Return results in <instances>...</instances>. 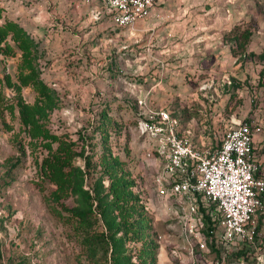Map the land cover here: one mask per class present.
<instances>
[{
    "label": "rangeland",
    "instance_id": "374dc122",
    "mask_svg": "<svg viewBox=\"0 0 264 264\" xmlns=\"http://www.w3.org/2000/svg\"><path fill=\"white\" fill-rule=\"evenodd\" d=\"M159 8L154 24L115 28L107 41L57 2L0 0V264H142L131 257L146 239L159 245L157 264L218 259L208 241L190 253L181 237L186 204L159 191L136 101L151 91L204 147L231 118L249 121L264 155V0ZM255 221L254 245L224 264H260L264 215ZM136 229L147 234L128 239ZM112 233L125 256L111 254Z\"/></svg>",
    "mask_w": 264,
    "mask_h": 264
},
{
    "label": "built area",
    "instance_id": "2783aa9c",
    "mask_svg": "<svg viewBox=\"0 0 264 264\" xmlns=\"http://www.w3.org/2000/svg\"><path fill=\"white\" fill-rule=\"evenodd\" d=\"M78 1L100 3L115 25L124 28L146 19L163 0ZM149 93L137 99L136 127L140 135L153 139V151L161 161L159 191L185 201L180 235L190 253L194 248L208 251L205 241H214L218 251L214 264H224L229 254L254 245L255 218L264 214V160L254 157L253 125L233 117L220 142L204 147L197 143L191 124L183 128L176 115L153 106ZM204 214L212 221L208 233L201 231L207 227Z\"/></svg>",
    "mask_w": 264,
    "mask_h": 264
},
{
    "label": "crops",
    "instance_id": "0c3cea01",
    "mask_svg": "<svg viewBox=\"0 0 264 264\" xmlns=\"http://www.w3.org/2000/svg\"><path fill=\"white\" fill-rule=\"evenodd\" d=\"M50 2L58 3V7H59L58 12L65 20L74 19L80 22H87L86 25H93L95 30H98L97 33H102L104 38H107V41H111L114 39L112 36V31L115 28H121L115 25L111 16L106 12V10L98 2H93L92 4H85L78 0H50ZM166 2L167 0H163L161 3L157 4L155 8L151 11L150 15L141 23H144V25L146 26L154 24L156 20L155 17L160 12L159 7L162 4H165ZM54 12L55 11L50 10V12L48 11V15H46L45 13H42L41 11H39V14L41 15L43 14L44 18L50 19L53 16ZM94 15H96L97 18H95ZM150 102L153 105L151 99H150ZM156 107H161V106H156ZM254 157L264 160V155H258L256 139H255ZM261 215L263 216L264 214H260L259 216Z\"/></svg>",
    "mask_w": 264,
    "mask_h": 264
},
{
    "label": "trees",
    "instance_id": "16d2710c",
    "mask_svg": "<svg viewBox=\"0 0 264 264\" xmlns=\"http://www.w3.org/2000/svg\"><path fill=\"white\" fill-rule=\"evenodd\" d=\"M1 98H2V94L0 93V100H1ZM139 111H140V109L136 110V112H135L136 121H137V114H138ZM218 143H216V144H218ZM52 162H56V159L52 160ZM204 217H205V220L207 221L206 230H207V233H208L211 229H213V227L211 225L212 221L210 220V218L208 217L207 214H204ZM258 230H259V227L257 226V231ZM114 234L115 233H112L111 254L114 256V258H117L118 256H125L126 255L125 253L121 254V249H122L123 244H124L123 243L124 238L120 237L118 239H113ZM146 234H147V231H144V229H139V230L136 229L135 233H133V235H132L133 237L130 236L128 239L131 238L130 240H132V241L136 240V239H140L141 240L143 238V236H145ZM210 247L214 251L218 252L217 249L214 246V241L210 242ZM158 249H159L158 243H156L153 239H148V240L146 239V240H143L141 242V247L137 250L136 253H134L133 257H131V258L135 257L142 264H144V263H146V264H157ZM236 252H238V254H236L238 256L246 255V251L245 250L243 251V248L242 249L240 248Z\"/></svg>",
    "mask_w": 264,
    "mask_h": 264
},
{
    "label": "water",
    "instance_id": "95a60500",
    "mask_svg": "<svg viewBox=\"0 0 264 264\" xmlns=\"http://www.w3.org/2000/svg\"><path fill=\"white\" fill-rule=\"evenodd\" d=\"M262 262H263V264H264V254L262 255Z\"/></svg>",
    "mask_w": 264,
    "mask_h": 264
}]
</instances>
